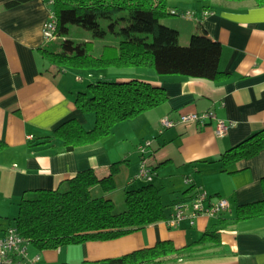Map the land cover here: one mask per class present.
<instances>
[{
	"label": "crops",
	"instance_id": "crops-1",
	"mask_svg": "<svg viewBox=\"0 0 264 264\" xmlns=\"http://www.w3.org/2000/svg\"><path fill=\"white\" fill-rule=\"evenodd\" d=\"M13 1L0 0V141L6 144L0 151V235L11 226L22 196L55 190L87 169L98 179L104 178L109 167L121 161L128 164L122 178L127 189L152 185L167 207L166 217L174 203H188L197 190L204 191L211 202L221 198L229 203L220 216L200 215L193 219V225L183 220L171 229L164 219L115 240L45 251L29 246L33 251L28 248V259L37 258L34 264H95L159 241H171L175 248H182L214 229L218 219L234 218L237 206L262 199L264 149L230 165L219 159L264 131V5L258 7L252 0L177 1L174 8H184L191 16L182 17L184 22L180 23L163 21L178 31L182 46L192 34H204L219 43L218 68L227 75L225 79L162 76L151 68H126L102 77L88 71L90 80L83 87V78L71 77L65 69L58 71L40 57L39 49L47 45L43 31L50 7L46 0H27L8 7ZM131 79L162 88L165 103L116 124L102 143L66 153L58 152L61 142L56 139L42 144L68 120L77 121L86 131L93 128L94 115L83 114L74 105L88 83ZM208 111L214 119H207L204 125L178 123L168 129L159 125L163 118L178 121L181 115ZM215 120L231 124L222 137L214 133ZM145 142H150L144 154L151 171L149 182L134 177L141 161L138 147ZM215 243L193 258L166 264H264V216L226 224Z\"/></svg>",
	"mask_w": 264,
	"mask_h": 264
},
{
	"label": "trees",
	"instance_id": "trees-1",
	"mask_svg": "<svg viewBox=\"0 0 264 264\" xmlns=\"http://www.w3.org/2000/svg\"><path fill=\"white\" fill-rule=\"evenodd\" d=\"M25 1L15 0L7 6ZM169 1L53 0L50 10L55 18L56 39L39 49L40 57L58 71L151 68L162 76L177 75L209 81L227 78L218 68L219 43L204 34H192L182 46L178 31L161 22L166 16H173L172 12L177 14L170 11ZM252 1L258 7L264 5V0ZM101 21L107 22L105 28ZM72 26L89 32L91 40L68 38ZM107 35L111 36V41L102 43L97 51L93 50L94 41L104 40ZM166 99L162 88L138 79L90 82L84 92L77 94L74 105L83 114L94 115L93 128L86 131L77 121L68 120L42 144L56 139L61 142L58 152L66 153L102 143L110 137L116 124L157 108ZM5 147L6 144L0 141V151ZM263 149L264 131L229 149L219 161L230 165L252 158ZM127 166L126 161L113 163L109 174L101 179L93 170H83L63 181L55 190L28 193L20 199L17 214L9 224L16 228L28 248L45 251L89 241L115 240L167 219L164 212L167 207L152 185L127 189L122 180ZM149 172L151 177L150 169ZM185 183L190 181L185 180ZM261 188L263 197L260 201L237 206L234 218L218 219L216 227L206 231L194 243L175 248L171 241H159L152 247L95 264H166L181 258H193L205 247L218 244L215 242L226 224L264 216V178ZM119 189L123 192L124 207L118 211L112 195ZM222 223L224 225L219 226Z\"/></svg>",
	"mask_w": 264,
	"mask_h": 264
},
{
	"label": "built area",
	"instance_id": "built-area-1",
	"mask_svg": "<svg viewBox=\"0 0 264 264\" xmlns=\"http://www.w3.org/2000/svg\"><path fill=\"white\" fill-rule=\"evenodd\" d=\"M48 6L52 5L53 0H46ZM173 15H175L172 12ZM55 18L51 10H48V20L44 24V39L46 42H51L56 39L55 32ZM207 119H214L212 112L208 111L203 114H189L181 115L178 121H171L163 118L159 121L161 129H168L174 127L176 124L196 123L204 125ZM214 133L217 137H222L231 127L230 123L215 120ZM150 142H145L138 147V152L141 156L138 173L136 178L150 181V172L147 163L144 159L146 149L149 148ZM188 182V180H186ZM229 203L225 199H217L214 202L210 201V197L201 190H197L193 198L188 203H178L172 207L171 214L165 220L168 228H176L183 220H188L190 225H193V219L203 215L208 218H216L222 213L226 212ZM37 258L28 259V245L25 240L18 234L14 226L6 227L0 235V264H34Z\"/></svg>",
	"mask_w": 264,
	"mask_h": 264
},
{
	"label": "rangeland",
	"instance_id": "rangeland-1",
	"mask_svg": "<svg viewBox=\"0 0 264 264\" xmlns=\"http://www.w3.org/2000/svg\"><path fill=\"white\" fill-rule=\"evenodd\" d=\"M177 1L182 2V1H185V0H170L168 4H169L170 11L171 10L172 11H176L179 14V17H174V16H171V15H168L161 22L174 20V21H178L180 23V22H184L183 18H187L188 16H191L192 13L187 12L188 10H186L184 8H181L182 10H178V9L174 8L176 6ZM179 7H181V6H179ZM106 25H107L106 21H101V26L103 28H105ZM68 38H70L72 40H76V41H89V40H91V35H90L89 32H87V31H85V30H83L81 28L72 26L70 28V32H69ZM110 41H111V36L110 35H107L104 40H95L94 41V49L93 50L97 51L102 43H104V42L108 43ZM66 70L68 72V75H71V77L75 75V76H79L80 78H83V82L81 84L83 87H85V84L90 80V79L87 78L88 71L74 70V69H66ZM116 71H118V70L115 69V68H107V69H101V70H91L92 74L95 75V76H98V77H100V76L102 77L105 74L109 75V74H112V73H116ZM142 144H144V143H142ZM139 155H140V153H139ZM123 199H124V197H123V192L122 191H118L117 190V193H114L112 195V200L116 204V209L118 211L122 210L123 207H124ZM29 251H33V249L29 247Z\"/></svg>",
	"mask_w": 264,
	"mask_h": 264
}]
</instances>
